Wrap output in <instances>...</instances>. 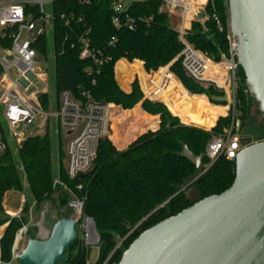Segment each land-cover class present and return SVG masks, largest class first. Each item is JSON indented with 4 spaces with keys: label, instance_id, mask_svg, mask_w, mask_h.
<instances>
[{
    "label": "trees",
    "instance_id": "1",
    "mask_svg": "<svg viewBox=\"0 0 264 264\" xmlns=\"http://www.w3.org/2000/svg\"><path fill=\"white\" fill-rule=\"evenodd\" d=\"M116 1L55 0L49 8L51 30L38 37L34 46L42 58L52 57L56 106L64 92L75 97L87 92L97 103L113 104L122 110L135 107L126 112V121V117L120 119V114L113 116L111 140L116 145H123L138 133H144L124 150H118L107 137L101 138L89 169L73 179L66 174V149L65 164L61 148L58 149L57 167L53 164L49 130L26 137L15 155L8 145L0 153V228L4 227L0 236L1 264H10L14 237L24 221L22 216L10 219L4 214L3 197L9 191L22 192L23 184L27 188L23 213L31 204L36 209L50 204L58 209L57 221L67 217L61 210L68 206L70 196L82 202V218H91L99 235L93 264H118L140 234L189 207L188 189L198 190L205 198L221 194L234 180V160L221 155L188 189H175L194 172L192 164L179 157L181 146L185 144L195 156L202 157L204 164L208 163L205 147L212 136L223 134L231 116L217 120L224 109L213 107L203 96H195L205 95L211 104L225 106L214 102L213 98L219 95L213 89L203 88L185 76L179 58L183 46L161 0H133L121 12L114 10ZM202 13L203 20L192 21L186 40L211 60L219 61L221 55L227 54V0H208ZM113 18L118 19L119 27L113 26ZM82 41L87 43L97 63L80 57ZM120 60L136 61L128 69L118 68L123 62L117 64V80L121 85L135 75L145 79L141 63L146 72L169 67L170 73L193 95L164 69L155 73L153 80L166 79V90L158 98L185 125L163 104L143 99L136 81L129 93L121 90L114 73V66ZM238 76L244 84L239 66ZM39 100L43 109L48 110V93L40 94ZM237 108L245 113L237 117L239 131H244V135L251 136L254 141L264 140V122L248 95L247 105L240 102ZM252 108L256 110L255 115L251 113ZM148 115L159 117L157 129V118ZM253 120H258V127L250 125ZM130 122L131 130L126 134L124 126ZM214 123L210 131H205ZM58 144L61 145L60 140ZM56 177L59 185L54 186ZM119 240L121 245L115 249ZM87 250L76 235V240L65 252V262L57 264H89Z\"/></svg>",
    "mask_w": 264,
    "mask_h": 264
},
{
    "label": "water",
    "instance_id": "2",
    "mask_svg": "<svg viewBox=\"0 0 264 264\" xmlns=\"http://www.w3.org/2000/svg\"><path fill=\"white\" fill-rule=\"evenodd\" d=\"M227 8L244 89L264 122V0H227ZM197 19L202 20L203 14ZM213 100L226 103L224 96ZM240 148L231 186L219 195L202 198L198 190L188 188L208 168L201 156L183 144L179 157L191 163L194 172L175 189H188L189 207L140 234L118 264H264V140L242 135ZM75 226L76 221L64 217L53 224L45 239L26 238L14 262H65V252L76 240ZM87 227L94 243L88 239ZM83 228L86 245L97 244L99 235L91 218L84 219Z\"/></svg>",
    "mask_w": 264,
    "mask_h": 264
},
{
    "label": "built area",
    "instance_id": "3",
    "mask_svg": "<svg viewBox=\"0 0 264 264\" xmlns=\"http://www.w3.org/2000/svg\"><path fill=\"white\" fill-rule=\"evenodd\" d=\"M54 1L0 0V68L2 71L0 76V86H2L0 153L9 145V139L19 147L26 137L35 134L37 128H41L50 120H56L58 127L66 135L69 132L66 144V174L73 179L79 173L89 169L96 157L99 140L109 136L115 107L112 104L94 102L87 92L82 93L80 97L64 92L59 98L55 111L49 112L43 109L39 100L43 92L35 90L29 96L25 95V91L33 87L34 80L44 83L45 76L35 70L36 62L42 57L34 45L38 37L51 30V14L50 11L45 10V7L50 8ZM161 3L168 16L178 20L174 30L183 46L179 58L185 76L201 87L213 89L219 97L224 96L227 110H234L239 65L235 52L237 45L229 30L226 37L227 54L221 55L219 61L208 59L186 40L191 23L197 19L200 11L197 0H161ZM114 10L115 12L123 10L118 0ZM215 21L221 30L219 22ZM112 24L114 27H119L118 19L113 18ZM129 29H132V26H129ZM82 44L80 57L90 58L97 63L98 60L89 50L87 43L82 41ZM141 65L145 79L137 75L133 78L137 77L135 79L143 99L161 103L167 108L158 98L164 92L163 90H166V79L154 81L153 76L164 69L169 76H173L178 82L179 80L170 73L169 67L156 72H146L142 63ZM12 71L15 72L16 78L11 76ZM187 93L193 95L188 91ZM241 149L240 138L232 123L227 131L223 130L222 135L212 136L205 147V156L209 163H213L221 155L227 160H234ZM53 185H59L58 180H54ZM68 207L81 214L83 204L78 200H71ZM12 218L20 219V210ZM27 232L28 228L24 225L16 232L11 248L10 264L14 261L21 238Z\"/></svg>",
    "mask_w": 264,
    "mask_h": 264
},
{
    "label": "rangeland",
    "instance_id": "4",
    "mask_svg": "<svg viewBox=\"0 0 264 264\" xmlns=\"http://www.w3.org/2000/svg\"><path fill=\"white\" fill-rule=\"evenodd\" d=\"M132 1L133 0H118V4L121 5L122 9H125ZM203 1L204 0H202V2ZM45 10L49 11V6H46ZM202 10H200L199 13H202ZM169 20H170L171 27L174 29L176 27V25L178 24V20L175 17H172V16L169 17ZM200 53L204 57L208 58L204 53H202V52H200ZM208 59H210V58H208ZM134 62H132V63H134ZM35 70H36L37 73H41V74H43L45 76L44 77V81H43L44 83L40 82L39 80H34L33 83H32L33 87H31L30 89L25 91V95L29 96L35 90H37L39 92H47L48 96H49L48 111L49 112H53L56 109V103H55V100H54L53 82H52V78H51V74H52V70H53L52 57H48L47 59L42 58V59L38 60L36 62V65H35ZM10 74H11V76L13 78H16V74H15L14 71H12ZM135 78H137V77H135ZM135 78L131 79V83L132 84L136 81ZM115 80H116V78H115ZM118 86H119V84H118ZM119 87L121 89V86H119ZM237 87H238V89H237V94H236V103H235L236 105H235L234 110L231 108L232 110H230V109H229V111L227 110V114L225 116L219 117V118H224V117H227V116H231V118H230L231 122L227 126V128H224L225 131H227L230 128L232 123L235 125L236 132L239 131L240 130V125H239V127L236 125L237 117L238 116H245L244 111L241 114L239 112V109L237 108V106L240 104V102H241V104L243 103V106L247 105V93H246V91L244 89V84H242L241 81H240V77L239 76H238V85H237ZM121 90H123V87H122ZM1 91H2V86H0V93H1ZM209 104L213 105L210 102H209ZM221 105H223V104H221ZM113 106L115 107L114 115L115 114H120V119L125 118L126 117L125 116L126 112L130 111V110H122L120 107H116L115 105H113ZM251 113H252V115L256 114L255 108L251 109ZM257 118L260 119V117H258V116H257ZM195 128H197V127H195ZM199 129H201V128H199ZM211 129L205 130V131H210ZM47 130H49L51 132V139H52V143H53L52 154H53V164H54V166L57 167V159L59 157V153H58V149L59 148H61V152L63 154V163L65 164V150L64 149H66L65 141H66V139H68L66 137V133L58 127L56 120H50L48 123H46L41 128H37L34 135L43 134ZM201 130H204V129H201ZM110 132H111V130H110ZM244 133L245 132L243 131L242 135H244ZM107 138L111 141L110 134H109V136ZM59 140L61 141V145L60 146L58 144ZM9 146L13 150V155H15L16 151L18 149L17 144H15L14 142H12V140L9 139ZM210 164L211 163H209V162L204 164V168L205 169L208 168L210 166ZM55 180H58V177H56ZM15 193H17V195L19 196V199H20L21 204H22V207L20 209V218H21V216L23 217V219H24L23 225L27 226L28 230H30L29 233L27 232L21 238L20 243H19V247H18V251H17V252H19L25 246L27 237L31 238L33 236V238L45 239L48 236V234H49L54 222L56 221V217H57L56 212L58 211V209L57 208H53V206H51L50 204H46L45 206L36 209L35 205L31 204L29 206L27 212L23 213L22 209H23V206L25 204L26 197H27V188H26V186L23 184V191L22 192H15ZM71 200H75V199L72 196H70L69 199H68V203ZM2 207H3V202H2ZM19 207H20V203L16 202V204H15L13 209L17 210V209H19ZM61 211L64 214H66L67 217L72 218L74 221H76L77 226H75V230H76L77 238L79 239L80 243L85 248L88 249L87 250L88 251V255H89L88 263L89 264H93L96 261V258H97V245H98L99 242L97 244L86 245L85 237H84V228L82 227L84 225V219L82 218V214H79V213L75 212L74 210L70 209L68 206L65 207L64 209H62ZM3 212L10 219L12 218V216L7 214V211L4 208H3ZM34 228H36V231H34ZM3 230H4V227H1L0 228V235L2 234ZM89 240H90V243H94V239L90 238ZM120 245H121V240H119L117 242V245H116L115 249L118 248ZM11 264H18V263L13 261Z\"/></svg>",
    "mask_w": 264,
    "mask_h": 264
},
{
    "label": "crops",
    "instance_id": "5",
    "mask_svg": "<svg viewBox=\"0 0 264 264\" xmlns=\"http://www.w3.org/2000/svg\"><path fill=\"white\" fill-rule=\"evenodd\" d=\"M207 1L208 0H204L203 2H202V0H197V4H198V8L200 9V10H202L203 8H204V6L206 5V3H207ZM120 62H123V63H121L119 66H118V68L119 67H124V68H126V69H128V67H130L131 65H133L134 63H128L127 61H125V60H120V61H118L116 64H115V66H114V73H115V78H116V81H117V83L119 84V86H121V89H122V87H123V90H124V92H126V93H129L130 92V90H131V86H132V83H131V79L133 78H131V79H129V80H126L122 85L118 82V80H117V70H116V66H117V64L118 63H120ZM136 62V61H135ZM139 62V61H138ZM141 63V62H140ZM181 85V84H180ZM185 90V89H184ZM195 96H203L204 98H205V100L207 101V103H209V100H208V98L205 96V95H195ZM213 107H217V108H222V109H224V114L223 115H219V117H223V116H225L226 114H227V108H226V106H214V105H212ZM135 108V107H134ZM133 108V109H134ZM132 109V110H133ZM139 109H140V104H139ZM132 110H130V111H132ZM130 111H127V112H130ZM140 111H141V109H140ZM169 111V110H168ZM142 112V111H141ZM170 112V111H169ZM143 113V112H142ZM241 114L243 113L242 112V110H241V112H240ZM145 114V113H144ZM170 114L172 115V116H174L171 112H170ZM145 115H147V114H145ZM148 116H150V115H148ZM150 117H155V118H157V121H158V123H157V127H156V129L158 128V125H159V117H157V116H150ZM175 117V116H174ZM219 117L217 118V120L219 119ZM126 120H128L127 119V117H126V119H125V121ZM216 120V121H217ZM124 121V122H125ZM131 121H132V119H131ZM216 123V122H215ZM215 123L211 126V128L215 125ZM131 125H132V122H130V123H126L125 124V126H124V133H128V131H129V129L131 130ZM187 126V125H186ZM210 128V129H211ZM155 129V130H156ZM155 130H151V131H155ZM146 132V131H145ZM142 133H144L143 131L142 132H140V133H138L137 135H135V137L134 138H132V139H130L129 141H126V142H124V144L123 145H116L112 140V143L114 144V146L118 149V150H124V149H126L127 148V146L132 142V141H134L138 136H140ZM110 137H111V132H110ZM125 137H126V135H125ZM124 137V138H125ZM111 139V138H110ZM126 140V139H125ZM124 140V141H125ZM12 142H14L13 140H12ZM16 202H19L20 203V207H19V209H17V210H14L13 208H14V206H15V204H16ZM21 207H22V204H21V201H20V199H19V196L17 195V193H15L14 191H10V192H7L6 194H5V196H4V198H3V208L7 211V214L8 215H10V216H13L16 212H18L20 209H21ZM1 236V235H0Z\"/></svg>",
    "mask_w": 264,
    "mask_h": 264
},
{
    "label": "flooded vegetation",
    "instance_id": "6",
    "mask_svg": "<svg viewBox=\"0 0 264 264\" xmlns=\"http://www.w3.org/2000/svg\"><path fill=\"white\" fill-rule=\"evenodd\" d=\"M258 120H253V121H251L250 122V125H252V126H254V127H258V125H259V122H257ZM243 133H242V131H239V132H237V135L241 138V135H242Z\"/></svg>",
    "mask_w": 264,
    "mask_h": 264
},
{
    "label": "bare ground",
    "instance_id": "7",
    "mask_svg": "<svg viewBox=\"0 0 264 264\" xmlns=\"http://www.w3.org/2000/svg\"><path fill=\"white\" fill-rule=\"evenodd\" d=\"M87 230H88V239H90L91 238L90 227H87Z\"/></svg>",
    "mask_w": 264,
    "mask_h": 264
}]
</instances>
